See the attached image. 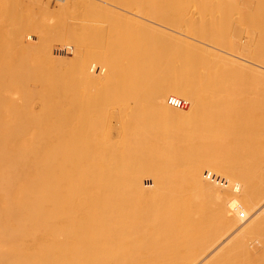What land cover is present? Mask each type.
I'll list each match as a JSON object with an SVG mask.
<instances>
[{
    "label": "bare ground",
    "instance_id": "bare-ground-1",
    "mask_svg": "<svg viewBox=\"0 0 264 264\" xmlns=\"http://www.w3.org/2000/svg\"><path fill=\"white\" fill-rule=\"evenodd\" d=\"M255 1L113 0L101 28L51 0L60 52L0 14V264H264Z\"/></svg>",
    "mask_w": 264,
    "mask_h": 264
},
{
    "label": "rangeland",
    "instance_id": "rangeland-1",
    "mask_svg": "<svg viewBox=\"0 0 264 264\" xmlns=\"http://www.w3.org/2000/svg\"><path fill=\"white\" fill-rule=\"evenodd\" d=\"M44 1H47V0H44ZM48 1L50 2V8L49 9H47L46 6L44 5L46 2H44L42 4L40 0H0V14H4V13L9 14L10 13L9 15L10 16L12 15L11 16L13 18L12 23H14V22H16V24L18 23V26H17L18 28H16V26L15 27L12 26L13 25L12 23H11V27H14L15 31H18V29H20V32H21L24 40L28 39L27 41L30 40V42H32L34 44L41 43L42 45H47L53 51L58 52L59 50H61V45L63 44V42H61L62 40L59 37H58V39L60 41L57 40V36H59V35H57L56 33L58 32L59 28L62 26L64 17L62 16V14H59L57 12L59 9V6H57V3H53V2H51V0H48ZM71 1L73 3H77V7H78L77 11L79 10L78 11L79 13H77V11H76L74 14V16H75L74 18H76L77 23H79V24L81 23L83 25H85V24L90 25L91 27L98 25L101 28L105 27V25H107V18L108 17H107L106 13H108V11H110L111 4H112L113 0H90V1L84 0L83 2H81L79 0H71ZM129 3L130 2H126V4H128V5L119 4L120 6H118V7L123 9V10L125 9V12L127 11L130 13H136V11H139L140 6L137 3H132L133 6L131 3L129 6ZM208 3L206 4L207 6H209ZM211 3H214V2H211ZM256 3L257 2L255 0H253V4H252L253 8L257 7ZM213 5L214 6L217 5V3L212 4L210 6H213ZM83 6H85L84 11H83ZM88 7L90 9H88ZM197 9H198V5H197ZM131 11H133V12H131ZM94 13H96V14L94 15ZM102 13H104V15ZM81 15H83V16H81ZM87 15H90V17ZM70 17H72V16H70ZM10 28L6 26L1 31L0 44L3 43L4 39L8 40L9 38L15 37V32L12 33ZM257 30H260V29L257 28ZM257 32L258 31H256V30H254V31L243 30L242 31L239 28H237V32H236L235 37L238 38V37H241V35H242L243 36V43L244 42L247 43V47L254 50L255 46H256L255 48L257 49V44H258L257 42L259 41V38L261 37L260 34ZM54 33L57 36H55ZM58 34H59V32H58ZM258 34L260 37H258ZM53 36H55L56 38ZM228 36H227V38L229 40L233 41L232 35L229 34ZM44 38H47L46 42L44 41ZM13 46L15 47L14 44H13ZM102 47H104V46H102ZM92 48H93V46H92ZM100 49H102L101 46H99V50ZM11 52L13 54L12 55L13 58L18 57L19 55L21 56V54L23 53V51H21L20 49H11ZM256 53L258 54V50L256 51ZM29 56L31 58V59H29V62H30L29 64L32 67L38 66L40 64V61L42 60L41 56H39L37 54H31ZM55 57H62V58L70 60V59H72L73 56L70 53H65L64 55L62 53L61 56H55ZM258 60H260V59H258ZM179 101L185 102V99L183 97H179L177 99V104ZM189 107H190V103L186 101L185 106L180 107V109L186 111V110H188ZM116 124H117V122H114V125H116ZM147 180H146L147 184L149 181V185H151L152 182L150 181V179L148 181ZM21 192H22V188H19L17 195H20Z\"/></svg>",
    "mask_w": 264,
    "mask_h": 264
},
{
    "label": "built area",
    "instance_id": "built-area-1",
    "mask_svg": "<svg viewBox=\"0 0 264 264\" xmlns=\"http://www.w3.org/2000/svg\"><path fill=\"white\" fill-rule=\"evenodd\" d=\"M180 103H181V104H180L179 106H181V105H182V107L185 106V103H182V101H181Z\"/></svg>",
    "mask_w": 264,
    "mask_h": 264
}]
</instances>
